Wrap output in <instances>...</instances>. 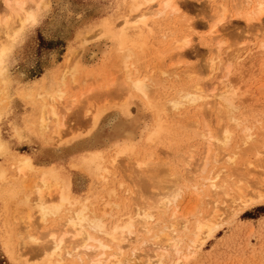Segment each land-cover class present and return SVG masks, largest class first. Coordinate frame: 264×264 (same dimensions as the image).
<instances>
[{"label": "rangeland", "instance_id": "374dc122", "mask_svg": "<svg viewBox=\"0 0 264 264\" xmlns=\"http://www.w3.org/2000/svg\"><path fill=\"white\" fill-rule=\"evenodd\" d=\"M160 1L161 0H154L153 2H146V4L138 10V12H135L132 15H135L137 13L138 16L140 13H143L145 16V14H147L148 12L156 14V11H158L159 9ZM173 1L175 3V0ZM239 1L240 5L238 3ZM241 1L243 2V0H214L213 3V0H177L176 3L181 2L182 4H184H181L180 6L181 10L179 11H181V15L176 16L175 13H171V16L167 18L164 16H168V12H166V14L163 16L157 17L146 15V17L143 18V23H139L138 25H130L126 30V36H128L127 38H129V41L142 42L144 40H147L146 44L143 45L144 56L141 58V62H139L137 64V67H134V69L133 66L131 69V66L127 67V69H129L130 76L133 72L134 78L131 77L133 79H135L136 76H138L139 78L146 77V79L151 78L149 81L144 79V83H146L147 85H149L148 83H151V80H154V78L155 81L161 80L162 82L160 81L158 84H163H161L160 86H155V81L153 82V84H151V87H153V93L151 92L152 94L150 95L152 101H154L156 95H158L159 97L157 101H160V103L174 96L176 91L185 90L187 86L188 88H190V83L195 84L198 82V80L196 79H199V83L200 81H202L204 85H207L205 86L204 90L201 91L203 92L202 94L210 98H212L213 95L216 94L211 100L215 101L214 104L219 102L217 103L219 105L221 100L216 96L220 94L217 92L220 89L222 90L223 85L221 86L220 84V86H218V81H220L218 79L221 78L223 81L224 78L222 77H224L225 74L221 70V66H225L228 61L226 59L227 56L230 57V55H232L231 58L233 59L234 57L233 61L230 62V65H228L229 63L227 64V67L230 68L227 73L228 77H230L228 79H230V83L235 85L234 88H237L238 91H236V94L243 97L241 99V97L238 96V100L241 99L242 103L235 98L237 100L239 110L235 113L234 118L240 121V123L238 124L240 126L233 124L231 127L234 133H236V135L238 136L241 134L239 132L240 129H242L241 127H243V124H251L252 127H259L260 125H258V123H264V14L261 16L263 18H260L258 22L256 20H252V23H250V21L249 23L245 22L242 16L247 15L251 10L253 11L256 8H251L245 5L244 2L241 4ZM261 1L264 3V0ZM2 3L3 2L1 0V6H3ZM263 3L262 5L264 7ZM179 4L180 3H178L177 5L178 7ZM47 5L50 7L47 8ZM129 6V0H43L42 4L40 5L36 22L30 27L22 30L17 35V37L13 41H11L12 47L10 58L12 60L6 66L7 71L5 73L6 75L4 76L5 81L0 85V139L6 147L5 152L0 154V167L3 169V171L6 172L4 178L0 179V264H56L58 261V258L56 257L51 258L54 260L49 259L47 261H42L40 257H35L32 254L19 250L20 247H18L17 245V242L19 241L18 239H16V237L19 231H21L23 228L19 218L23 208L20 203V196H22V194L26 192V185L28 187V184L30 183L28 181H31L30 184H32L37 180L36 177H38L39 175L38 171L40 170V168H43L41 166H49L50 163L54 162V165H58V168L60 169L62 168L61 170L70 178L72 196L77 200L85 202L90 210H94V213H96V215H101L104 210L107 219L118 216L122 217L121 219L123 220L126 219L127 214H130L134 211V204L132 200L135 199L136 196L134 197V195L137 194V190L134 187V184L132 182L133 180L129 179L128 175L130 174L127 173L132 172V170H136V172L138 171V167H135L136 163L139 164L143 162L142 164H146L147 162H149L150 164V162L158 160L160 161V163H162L163 161V163L160 165H164V169H166L167 171L172 173L174 169V171H176L177 173L179 172V176L182 172L181 176H183V179L181 180L183 181V183L184 179L192 182L190 181V177L197 174L191 167V170L194 171V174L193 172L192 174L189 173L187 174V176L189 177L186 178V174H183L185 172L183 171L185 170L184 167L180 166L179 164H177V166L179 165L178 167L175 166L176 163L181 162L182 157H180V154L183 155L185 151L190 149V146L197 147V150L195 151V154L197 156L194 155V161L193 159L191 160V162L194 164L196 161L200 160V157L203 155V153L201 152H204L205 150L206 141L204 140V138L202 139L200 138V136L199 138H197L198 136H196L198 133L200 134L203 131V126H201L200 128L198 127L197 129L183 128V126L185 127L184 121L186 122V119L189 122V120H191L192 118L194 119V117L197 116L196 121L199 120L198 113L194 112L195 110L193 108H189L186 106H182L183 110L186 109L185 113H181V115L177 117H175V115H170L171 118H169L168 116L167 120L165 121L166 123H164L162 127L163 129L152 142L147 143L146 141H144L146 132L143 133L142 137L139 138L136 141L137 143L135 142L133 145V154H137V156H134L136 158L133 157V154L132 157L130 155H126L125 160L127 159L128 161H125L123 159L124 161L120 162L121 164L118 163V166L116 165L114 167L108 168V163L110 161L108 158L113 157L116 153V145L118 144V142H121L120 140H122L123 138L124 131L130 129L133 126L134 121L137 120H139L140 126L146 127L147 129L151 130V128L155 126L154 123L156 120V116L154 113L155 110H152L148 106V104L145 103L142 98H140V96H137L133 92L128 93V99H124L125 95L121 96L122 90L120 92L118 91V88L122 87L121 83L119 82L121 78V80H123V76L119 73L123 74V71L120 72V70L122 69L117 64L116 66H118V71L114 69V67L116 66L113 67V63L116 59L115 55H117L114 53L115 50H117L116 45L113 44L111 39L103 36L100 37L98 33V28L100 29V24H102L103 22L118 24L127 18L125 16H130L131 14L128 10ZM221 6L223 8H226L227 10L225 14V20H228H223L222 23L216 26V28L218 29H216L218 31V38L220 40H213V37L215 38L217 37V35L214 34V36H212V34L209 32V30L211 29L209 28V26L213 28L215 20L217 19L216 15L218 16L219 14L217 13V11L218 9L220 11V9L222 8ZM237 12H240L239 14L242 13L240 17L239 14L237 15ZM227 13L228 17L226 16ZM3 15V11H0V16ZM132 15L131 17H133ZM178 17H180V20ZM213 18L216 19L213 20ZM177 20H179L180 24L177 22ZM212 20L214 22H212ZM222 31L224 32V34ZM208 32L210 33V35H208ZM185 35L190 36L189 39L191 41L187 40L188 37H185ZM1 37L2 36H0V40H5L3 37ZM179 37L187 40L185 41V43L188 42L189 47H186V45L182 42L186 48L184 47V49H179V55L176 52H168L167 49L177 47L174 45V39H177ZM235 39L238 42L235 41ZM216 40L223 42L224 45L222 46L220 55L226 54V57L224 55L225 61L223 60V57H221L222 61H224L223 63L221 61V58L219 59V63H221L220 65L218 64V66H220L219 68L216 67L218 63L216 59L217 54L213 56V50L208 51L210 48L213 49L215 44L217 46L218 42L216 43ZM189 41L191 44L189 43ZM172 42H174V44H171ZM170 45H174V47L165 49L166 46L168 47ZM243 45L245 46V48H243ZM182 50L183 52L181 53ZM238 50L239 52L236 53ZM223 51L225 52L223 53ZM231 51L232 53L235 52L238 55L240 54L238 56V60L237 58H235L237 57V55L235 54L236 56H233L234 53L231 54ZM116 52H118L119 55V51ZM172 53H174L175 55H172ZM183 53H185V55L181 56ZM179 56L183 59V61L178 58ZM212 56L215 58L213 59L214 63L211 69V63L208 61ZM70 58H74V60L72 59L71 61H66V59L70 60ZM176 61L178 62L176 63ZM69 62H72V65H70ZM186 62L190 65L186 64ZM178 63L180 64L178 65ZM207 63L210 64L209 68H206ZM185 66L188 67L186 68ZM195 67L197 68V70ZM225 67L223 68V70L225 69ZM122 68L124 67L122 66ZM157 68L160 71L156 72ZM170 68L175 69L173 70ZM205 68L206 70H208L207 72ZM199 69L202 71V73ZM218 69H220L221 72H219ZM66 70L67 72H65ZM114 70L116 73L114 72ZM170 70H172L173 72L169 73ZM186 70H190V73ZM215 70L217 71L215 72ZM197 71H199V73H197ZM117 72L119 74V77ZM164 72H166V74ZM224 72L226 71L224 70ZM192 73L195 76H192ZM187 74H191V77L189 76L190 79L187 78ZM109 75H113V78ZM197 75H200V78ZM225 76V82L229 83L227 82V75ZM124 79H127V77ZM232 80L234 81L232 82ZM109 82H114L112 84L114 85V87L118 88L114 89L113 85ZM202 83L198 85H202L203 87ZM110 84L112 86H109ZM116 84L117 86H115ZM125 84H128L127 80L125 81ZM106 86L107 89H105ZM126 86L128 87V85ZM126 86L124 87L127 88ZM183 86L185 89L181 88ZM218 87L221 88L218 89ZM238 87H240L239 89L241 91H244V96L243 93L239 91ZM58 89L61 92L54 94L55 96H57V94H59L60 96L56 98L53 94V102L48 98L46 99L44 96L42 97V95H44L43 92H49L53 90L54 92H57L56 90ZM173 89H175L174 92ZM216 89L218 90L217 92H215ZM187 91H189V89ZM190 91L193 90L190 89ZM208 91H214V94L212 93V95L211 92L209 93ZM227 91H220V95L223 96V93ZM158 93H162V97H160L161 95ZM133 94L135 96H133ZM111 97L113 99H111ZM208 97L206 99H208ZM65 100L67 102H65ZM112 100L115 102H113ZM2 101L4 102L1 103ZM121 101L122 104L119 103ZM125 103H128V113L124 109L123 104ZM221 104L223 103L221 102ZM41 105L47 107L54 106L53 108L58 114V122L61 125L63 124V126H61L60 128L61 131L59 132L61 141L57 142L58 138L56 137L57 135H55V133L57 134V127L56 124H54L55 121H53V118L51 116H49L46 130L42 129V131L41 128L38 127L41 132L38 131L37 124L39 122L38 116L39 110H41L42 107ZM58 108H60L59 113L57 111ZM101 108L103 110H101ZM242 109L243 111H245V113L242 114V112L239 114ZM49 110L50 109L48 108L46 109L47 112H49ZM100 110L101 112L105 110V112L101 113ZM210 110L213 111V109L211 108ZM98 111L101 114L99 117V113H97ZM93 113L97 114V119L94 122L92 121L94 119ZM194 114L195 116H192ZM212 115H208V119H206V121H209V125L214 129V127L216 128V125H218L216 119L219 120V118L215 117L214 114ZM163 117L164 116H160V118ZM193 119L191 120V122H193ZM90 121H92L93 124ZM242 121L246 123H242ZM210 122L212 125L210 124ZM200 124L203 125L201 121ZM90 125L91 128L89 127ZM236 126L238 127V129L236 128ZM262 126H264V124ZM259 132L262 133L261 130H257V133ZM262 137L263 140L264 135ZM90 138L93 139L92 143L102 149H100L101 155H104L102 156V158L105 157V163H103L108 168V172L106 171L99 173L95 177L91 176L87 169H85L86 167L84 168V164L81 161L82 156L84 155L81 153L83 149L81 148V146H84L82 145V141L88 140L87 142H85V145H90ZM196 143L198 144V146ZM260 145V147L262 148H260L261 151H264V141H261ZM203 146L204 150H201ZM109 148L110 150H112L110 151ZM245 149L247 150L248 148ZM231 150L239 154V158H237L238 164H241L243 161H245V163L246 161L252 162L256 159V155L254 156L255 153L253 152V150H250L251 152L245 150L246 153L248 152L247 156H245L246 158L243 157L244 155L242 154L240 149L238 150L235 147V149L231 148ZM11 156H17V158L29 157L32 165H34L33 170L26 176H16V174L14 173L12 164L13 161ZM262 156L263 157L261 158H263V162L257 163L259 167L257 165V168H254L251 165L248 167L246 166L245 171L249 172V175H251L249 178L250 183H252V180H254L255 178L258 183L262 184V192L264 193V154ZM118 157L119 156H114L113 158L117 159ZM119 159L121 160V156L119 157ZM129 161H132L131 164ZM165 161L166 165L168 164V167H166ZM133 162L135 164H132ZM138 164H136V166H138ZM149 164L147 163L148 166ZM238 164H236V167L238 166ZM154 165L155 164L152 163V166ZM193 165L190 164V166ZM126 168H129V170ZM149 168L152 169L151 164ZM170 169H172V171ZM194 169H196V167H194ZM131 176L132 174L130 175V177ZM150 176L153 177V174L150 173L149 177ZM146 177L148 179V175H145L143 176V178H141L143 180L145 179L144 181L146 182ZM151 177L150 179H152ZM200 178L201 177L197 175L196 180L200 181ZM142 179L140 182L143 187ZM33 180L35 181L33 182ZM199 183L203 182L200 181ZM203 184L205 185V183ZM147 185L149 187V184H146V186ZM19 186L23 187L19 188ZM122 186H125V189ZM146 186L145 188L143 187V190L140 186H138V188L143 192V196L148 197L150 191L153 192V190H151V187H147V190H145ZM10 187L15 188V192L16 190L19 191V194L17 192L16 197L9 198V196L6 195L8 192H10ZM132 187L134 191H132L133 189L131 190ZM128 190L136 194H131V197L129 198L128 196L130 195V193H128ZM146 191H148L149 194H147L148 192ZM125 192H127L128 194H126ZM113 195H116V197ZM196 199L197 195L193 193L192 189H189L182 194V196L178 200L180 202L178 206L180 207L179 210H181L182 217L191 214L193 211H190V209L193 206L196 207L197 211H204L205 213L206 205L204 202V198L203 200H200V203H198ZM263 199L258 205L245 209L241 211L240 214L239 212H237L236 215L226 217L224 220L220 221L218 231H215L214 235L206 240L203 246L198 249V251L195 250L197 253L194 251L195 255H192L191 257V254H187L188 256L183 258L185 262L182 259L179 264H264ZM106 201L109 204H107ZM110 203H118L120 204V206L116 207L115 204L109 206ZM91 204L92 206H90ZM195 207H193L192 210L194 209L195 211ZM98 210H100V212ZM172 210V207L170 209L168 208L167 210L168 215L166 214V216H169V218L171 214L170 212ZM111 220L112 219H110L108 222H110ZM48 224L49 222L46 225L40 223L37 225L36 222L35 226H33L32 230L30 231L44 234L46 231L45 227H47ZM129 251L130 249L126 252L128 253ZM137 253V255H140L139 252ZM176 258V256L172 255L167 260V262H173L174 260H176ZM67 262L68 261L64 262V264H66ZM133 262L135 264H138L136 261Z\"/></svg>", "mask_w": 264, "mask_h": 264}, {"label": "bare ground", "instance_id": "6f19581e", "mask_svg": "<svg viewBox=\"0 0 264 264\" xmlns=\"http://www.w3.org/2000/svg\"><path fill=\"white\" fill-rule=\"evenodd\" d=\"M42 1L43 0H2L3 6L0 5V9H1L0 11H3L4 15L0 16V36H2L5 40H0V85H1V83H3L5 81L4 76L6 75L5 73L7 71L6 66L12 60L10 58L11 47H12L11 41H13L22 30L30 27L32 24H34L36 22ZM149 1L153 2L154 0H129L130 6H129L128 10H129L130 14L132 15L133 13L138 12V10L141 7H143L146 4V2H149ZM176 1L177 0H175V3H174L173 0H161L160 4H159V9H158V11H156V14L152 13V12H148L147 14H145V16L143 13H140L137 16V13H136L135 15H132L133 17H131V15L125 16L127 18L123 21L121 20L122 22H120L118 24H112L111 22L110 23L103 22L102 24H100V29L98 28V31H99L98 33H99L100 37L103 36V37H106L108 39H111L113 44L116 45L117 50H115L114 53L117 55H115L116 56L115 61L114 60H112V61H114V63H115V64L113 63V67L116 66V64H117L122 69V70H120V72L123 71L122 73L124 74L123 75V74L119 73L120 75L123 76V80H124V81L121 80L122 78L120 76L121 79H120L119 83H121L122 89L120 87L119 88L117 87L119 89L118 91L121 92V90H122L121 96L125 95L124 99H128V97H129L128 93L129 92L135 93L137 96H140V98H142V100H144L145 103H147L148 106L152 110H155L154 113L156 116V120L154 123L155 126L152 127L151 130L147 129L146 127L140 126L139 120L134 121L133 126L130 129L124 131L123 138H122V140H120L121 142H118V144L116 145L117 150H116V153L114 154V156H119V157L121 156V160L119 159V157L117 159L113 158L114 156L111 158H108L110 161L108 159L107 160L109 161V163H108L109 164L108 168H109V167H114L116 165L118 166L119 165L118 163L125 160L126 155L127 156L130 155L132 157L133 148H134L133 145L139 138L142 137L143 133L146 132L144 141H146L147 143L152 142L153 140H155L157 135L163 129L162 127H163L164 123H166L165 121L167 120L168 116H169V118H171L170 115H175V117H177V116L181 115V113H185L186 109L183 110L182 106H186L189 108H193L195 110L194 112L198 113L199 120L196 121L197 116H195V114H194V115H192V116H195L194 119L192 118L193 122H191L192 119L189 120V122L187 121V119H186V122L183 120L185 123V127L183 126V128L197 129L198 127L200 128L201 126H203V131L200 134L199 133L197 134V131H196V134H197L196 136H198L197 138H199V136H200V138H202V139L204 138V140L206 141L205 150L203 149L204 148V146H203L201 150H204V152L200 151L201 153H203V155L200 157V160L195 162V164H196L195 165L194 163L191 162V160L193 159V161H194V155H196L195 151L197 150V147L196 146H192V147L190 146V149L187 150L188 152L185 151L186 152V153L184 152L185 154L184 153H183V155L180 154V157H182L181 162L176 163L175 166H177V164H179L180 166L184 167L185 170H183V171H185V172L183 174L184 175L186 174L185 176H187V174H189V173L192 174V172L194 174V171H195L197 173L195 175L196 177L192 175V177H190V181H192V182H189L187 179L186 180L184 179V183H183V181L181 180V179H183L182 178L183 176H181L182 172L180 173V176H179V174H178L179 172L177 173L176 171H174V169H173V171H172V169H170L172 171V173L167 171L166 169H164L165 168L164 165H160L163 163L162 160H161L162 163H160L159 160L154 161V162H150L152 169L149 168L150 164L147 161L146 162L149 164V166L147 165V163L142 164L143 162L139 163V164L136 163V164H138V166H136V164L133 162L132 164H135V167H138V171L136 172V170L135 171L132 170V172L127 173L130 175L132 174L131 177H130V175H128V176H129L130 180H133L132 182L134 184V187L137 190V194L132 192V191H134L133 187L131 188V190L133 189L131 192L128 190V193H130V195L128 196L129 198L131 197V194H133V195L136 194V195H134V197L136 196L135 199L132 200L133 204H134V209H133L134 211L132 212L133 214L132 213L127 214L128 216L126 215V219H124V220L121 219L122 217H118V216H114V215H113L115 217V218L113 217L114 219L112 217L107 219L106 214L104 213V210H103L102 214L99 213L101 215H96V213H94V210H90L89 207L85 204V202H83L81 200H77L72 196L70 178L68 177L67 174H65L61 170L62 168L61 169L58 168V165L56 166L53 164L54 162L50 163L49 166H41L43 168H40V170L37 169V170H39L38 171L39 175H38V177H36L37 180L36 181L33 180V182L34 181L35 182L32 184H30L31 181H28V182H30L29 183L30 185L28 184V187H27V185L25 184L26 185V189H25L26 192L24 194H22V196H20V199H21L20 203L23 206V208H22V213L20 214L19 218H20V221H21L23 228L21 231H19V233L17 235L18 238L16 237V239H18V241H19V242H17L18 247H20L19 250L24 251V252L29 253V254H32L35 257H40V259L42 261H47V260L51 259L52 257H56V258H58V261L56 264H61V263L64 264V262H66V261H68L66 264H135L133 261H136L138 264H179L183 258L188 256L187 254H191V257H192V255H195L194 254L196 252L195 250L198 251V249L203 246L205 241L208 240L209 238H211L214 235L215 231H218L220 221L224 220L226 217H231V216L236 215L237 212H239V214H240L241 211L258 205L262 201V199L264 198V193L262 192V188H263L262 184L258 183L257 180H255V178H254V180H252V183H250L249 178L251 175H249V172L245 171L246 166L248 167L251 165L254 168H257V166H258L257 163L263 162L262 161L263 158H261V157H263L262 155L264 154L263 153L264 151H261L262 148L260 147L261 146L260 144H261V141H264V139L262 140V138H263L262 136L264 135V126H262V125L264 123L263 124H262V122L258 123L259 122L258 121L257 123H258V125H260L259 127H257V126L252 127L251 124L250 125L249 124L248 125L243 124V127H241L242 129H240L239 133H241V134L239 136L236 135V133H234V131L231 129L233 124L240 126V125H238L240 123V121L238 119L234 118L235 117L234 115L239 110V107L237 105L238 96L241 97V99L243 98L241 95L236 94V91H238L237 88H234L235 85L230 83V79H228L230 77H228L227 73L230 70V68H228L227 66L230 65V62H232L234 59V57H233V59L231 58L232 55H230V57L227 56V58H226L228 60V61L226 60L227 64L228 63L229 64L228 65L226 64L225 65L226 67L221 66V70L225 74H224V77H222V78H224L223 81L221 78L218 79V80H220V81H218V83H219L218 86H220V84H221V86L222 85L223 86H222V90L220 89L221 87H218V89H220V90L218 91L216 89L215 92L218 91L217 93L221 94L220 91H225V90L226 91L228 90V91L223 93L224 94V95L222 94L223 96H221L220 94H218L216 96L217 98H220L221 102L223 103V104H221V102H220L219 105L217 104L219 102L214 104L215 101L211 100L216 95V94L213 95L214 91H210L211 94L213 93L212 98L207 96L208 99H206L207 98L206 95L204 96L202 94L203 92H201V91L204 90L205 86H207V85H204L202 83V81H200V83H199V79H196V80H198V82L195 84L190 83V85H191V87L189 86L190 88H188V86L186 85L187 88L189 89V91H187L188 89L187 88L185 89L183 86L181 88H183L185 90L176 91L174 96L165 100L164 102L161 100L162 103H160V101L159 102L157 101V99L159 97L158 95H156L155 100H154L156 102L152 101V99L150 97V95L153 93L152 92L153 87H151V84H153V82L155 81L154 77H153L154 80L152 79L151 83L150 82L148 83L150 85L149 86L146 83H144V79H146V77L145 78H139L138 76H136V78L133 79L134 78L133 72L131 73V76H130L129 69H127V67L131 66L130 67V69H131L133 66V69H134V67H137V64L139 62H141L140 60L144 56L143 45L146 44L147 40H144L142 42L129 41L128 40L129 38H127L128 36H126L127 28L130 25H138L139 23H143V18H145L146 15L157 17V16L165 15L166 12H168V14H169L168 16H164L166 18L170 17L171 13L172 14L175 13L176 16L181 15V13H180L181 11H179V10H181L180 6L182 3L181 2L176 3ZM0 2H1V0H0ZM243 2L245 5H247L251 8H253V7H254V9L256 8L253 11L251 10L252 12L248 11L249 13L247 15L242 16L243 19L245 20V22L249 23V21H250V23H252V20H256L258 22V20H260V18H263L261 16L264 14V7L262 5L263 2L261 0H254V1L243 0ZM243 2L241 1V4ZM178 3H180L179 7L177 6ZM213 3H214V0H213ZM238 3L240 5V1ZM182 5H184V4H182ZM224 6H225V4H224ZM48 7H50V6L47 5V8ZM242 7H243V5H242ZM217 9H218V7H217ZM153 11H155V10H153ZM214 11H216V10H214ZM226 11H227L226 8H223V7L220 9V11L218 9L217 13H219L220 16L218 14V16L216 15L217 19L213 18V20L216 19L215 20L216 25L215 24H214V26L212 25L213 28L211 26H209V28H211L209 30V32L212 34V36H214V34L217 35V37H215V38L213 37V40L219 39L218 34H217L218 29L216 28V26L218 24L222 23L223 20H225ZM178 12H179V14H178ZM215 13H214V16H215ZM239 13L237 12V15ZM241 14H239V17L241 16ZM226 16L228 17V13ZM180 17H182V16H180ZM180 17H178L179 20H180ZM182 19H181V22H182ZM179 20H177L178 23H179ZM213 20H212V22H214ZM226 20H228V19H226ZM10 22H11V24H10ZM156 28H154V29H156ZM191 28H192V26H191ZM160 32H161V30H160ZM210 33L208 35H210ZM171 34H172V32H171ZM223 34H224V32H223ZM96 36H98V35H96ZM94 37H95V35H94ZM185 37H188V39L187 38L186 39L190 40L189 39L190 36L185 35ZM19 38H20V36H19ZM183 40L184 39L182 37L181 38L179 37L177 39L175 38L174 39L175 44H174V42H172L171 44H174L177 47L171 49L170 47H174V45H170L168 47L166 46L165 49L170 48V49H167L168 52H176L179 55L180 54L179 51L181 49H184L185 45H186V47H189L188 42L185 43V41H187V40H184V41ZM171 41H173V40H171ZM190 41H189V43H190ZM235 41H237V40L235 39ZM235 41H234V43H235ZM216 43H217V46L215 44L214 48L213 49L210 48L208 51L213 50V53H214L213 56H215V54H217L216 59H217L218 63H217L216 67L219 68L220 66H218V64L219 65L221 64V63H219L220 62L219 59L221 57H223V60H224L225 59L224 55L226 57V54L220 55V51H222L221 50L222 46H224L223 42L216 40ZM176 44H178V45H176ZM262 44H263V42H262ZM263 46H264V44H263ZM215 47H216V49H215ZM235 47H237V46H235ZM257 47H259V46H257ZM239 48H241V47H239ZM243 48H245V46ZM165 49H164V51H165ZM234 49H236V48H234ZM239 50H241V49H239ZM239 50L236 53H238ZM116 51H119V55H118V52H116ZM185 51H186V49H185ZM182 52H183V50L181 51V53ZM224 52L225 51H223V53ZM233 53L231 51V54H233V56L237 55V57H235V58H237V60H238V56L240 54L238 55L235 52H233ZM77 54H79V53H77ZM173 54L174 53H172V55ZM184 55H185V53H183L181 56H184ZM227 55H229V54H227ZM117 56H118V58H117ZM213 56L211 57L212 60L209 59V61H208L211 63V69H212V66L214 63L213 59L215 58ZM70 57H73V56H70ZM75 58H76V56H75ZM178 58H180V56ZM229 58L232 60H230ZM72 59L74 60V58H70V60L66 59V61H71ZM180 59H181V61H183L182 58H180ZM181 61H180V63H181ZM221 61H222V58H221ZM224 61H222V63ZM177 62L178 61H176V63ZM180 63H178V65ZM69 64L72 65V62L71 63L69 62ZM121 64L124 68H122ZM186 64H188V63L186 62ZM188 65H190V64H188ZM209 65L210 64L207 63L206 68H209L210 67ZM111 66H112V64H111ZM118 66L114 67V69L116 71H118L117 70ZM203 67H205V66H203ZM224 67H225L224 70L226 72H224V70H223ZM231 67H232V65H231ZM195 68H193V69H195ZM206 68H205V70H206ZM170 69L174 70L175 68H170ZM67 70L65 72H67ZM70 70H71V68H70ZM115 70H114V72H115ZM196 70H197V68H196ZM218 70H219V72H221L220 69H218ZM158 71H160V70H158V68H157L156 72H158ZM188 71L190 73V70H188ZM207 71L208 70H206V72ZM216 71L217 70H215V72ZM73 72H75V71H73ZM109 72H110V70H109ZM171 72H173V71L170 70L169 73H171ZM209 72H210V69H209ZM164 73L166 74V72H164ZM193 73H192V76H195L194 75L195 73L194 74ZM197 73H199V71H197ZM201 73H202V71H201ZM231 73H229V74H231ZM117 74H118V72H117ZM119 74H118V77H119ZM125 74H126L127 79H124V78H126ZM113 75L112 76L109 75V76L113 78ZM168 75H170V74H168ZM190 75L191 74H189V75L187 74L188 79H190V77H191ZM219 75H220V73H219ZM225 75H227V82H229V83L225 82V79H226ZM69 76H71V75H69ZM115 76H117V75H115ZM197 76L199 77L200 75H197ZM131 77H133V78H131ZM201 77H202V75H201ZM112 78H111V81H112ZM147 78H148V76H147ZM116 79H117V77H116ZM150 79L151 78L146 79V80L149 81ZM235 79H236V77H235ZM126 80H127L128 84H125ZM160 81L161 80L155 81L154 82L155 86L156 85L160 86L161 84H163V83L158 84ZM184 81H185V78H184ZM233 81L234 80H232V82ZM156 82H157V84H156ZM235 82H236V80H235ZM235 82H234V84H235ZM109 83H111V82H109ZM112 83H114V82H112ZM201 83L203 84V87H202V85L201 86L198 85ZM111 84L109 86L113 85V84L112 85ZM117 84L115 86H117ZM123 84H125V85H123ZM212 84H213V82H212ZM104 85H106V84H104ZM126 85H128V87ZM193 85L194 86L196 85V86L194 87ZM124 86H126L127 88H125ZM113 87H114V85H113ZM208 87H209V85H208ZM52 88H54V87H52ZM57 88H55V89H57ZM115 88L116 87H114V89ZM181 88H179V89H181ZM239 88L240 87H238V89ZM105 89H107V86ZM190 89L193 91H190ZM174 90L175 89H173V92H174ZM56 91L57 92H54V90L49 91V92H43L44 95H42V97L44 96L46 99L48 98L49 100H51L53 102L54 101L53 94L61 92V91H59V89ZM239 91L242 93L244 92V91H241L240 89H239ZM0 92H1V90H0ZM158 94H160L161 95L160 97H162V93H158ZM54 96H55V94H54ZM59 96L60 95L57 94V96H55V97L57 98ZM133 96H135V95L133 94ZM243 96H244V93H243ZM61 98H62V96H61ZM111 99H113V98L111 97ZM241 99L238 101H241V103H242ZM208 100H210L211 102ZM122 101L119 103L122 104ZM3 102L4 101H2L1 103H3ZM65 102H67V101L65 100ZM113 102H115V101H113ZM127 104L128 103H125L123 105H124V109L128 113L129 110H128ZM0 107H1V105H0ZM53 107H47V106L41 107V110H39V116H38L39 126L37 124V128L40 127L41 130L42 129L46 130V125H47V122L49 120V116H51L53 118V121H55L54 124H56V127H57V130H56L57 134L55 133V135H57L56 137L58 138V140H57V142H58V141H61V139H60L61 137H60L59 132L61 131L60 128H61V126H63V124L62 125L59 124L58 114L56 113V111ZM47 108L50 109L49 112L46 111ZM210 108L213 109V111H211ZM58 109H57V111L59 113L60 108H58ZM101 110H103V109L101 108ZM101 110H100V112H101ZM0 111H1V109H0ZM100 112L99 111L97 112V113H99L98 117L101 115ZM102 112H105V110ZM240 113L244 114L245 111H243V109H242V111H240L239 114ZM212 114H214L215 117L219 118V120H220L219 121L216 119V121L218 122L217 123L218 125H216V128L214 127V129L209 125V121L208 122L206 121V119H208V115H212ZM96 115L97 114L95 113L93 116L94 119L92 117L93 122L97 119ZM241 115H239V116H241ZM59 116H60V114H59ZM160 116L161 117L164 116V117L160 118ZM171 120H173V119H171ZM60 121H61V118H60ZM92 121H90V122L92 123ZM200 121L203 125L200 124ZM243 122L244 121H242V123ZM244 123H246V122H244ZM210 124H211V122H210ZM91 125L89 126L90 128H91ZM253 125H255V124H253ZM237 126H236V128L238 129ZM217 127L219 128V130ZM41 130H39V128H38L39 132H41ZM257 130L258 131L261 130L262 133L261 132L257 133ZM87 141L88 140H84V141H82L83 143L81 142L82 145H84V146H81V148H83L81 153L84 154L83 156L81 155L82 156L81 161L84 164V165L82 164L84 166V168L86 167L85 169H87V171L91 174V176L95 177L99 173L106 172L108 170V168L106 165H104L105 157L102 158V156H104V155H101L102 149L100 147L96 146L94 143H92L93 142L92 138L89 139V141L91 142L90 145H85V142H87ZM203 143H202V145H203ZM197 146H198V144H197ZM235 147L238 150L240 149V151L244 155V156L241 155L243 157L247 156L248 152L246 153V151L251 152L250 150H253V152L255 153L254 156L256 155L255 161L254 160L252 162L246 161V163H245V161H243L242 163L240 162L241 164H238L237 158H239L238 157L239 154H237V152H234L231 150V148L235 149ZM5 148L6 147L4 146V144L2 143V141L0 139V154L5 152ZM181 148H182V145H181ZM245 148H248V149L246 150ZM109 150H110V148H109ZM243 150H244V153H246V154L243 153ZM241 152H239V153H241ZM134 156H137V154L136 155L133 154V157ZM134 158H136V157H134ZM118 159H119V161H118ZM178 159H179V157H178ZM12 161H13L12 164H13V168H14V173L16 174V176H26L29 172H31L33 170L34 165H32L29 157L17 158V156L16 157L13 156ZM131 162H130V164H131ZM156 162H157V164H156ZM152 163H154L155 165L152 166ZM190 164H192V165L194 164V165L190 166ZM236 164H238L237 167H236ZM165 165H166V161H165ZM167 165H166V167H168ZM131 166H133V165H131ZM191 167L193 168L194 171L191 170L192 169ZM194 167H196V169H194ZM126 169L129 170V168H126ZM150 169H151V171H150ZM260 169H262V168H260ZM130 170H131V168H130ZM246 170H248V169H246ZM173 172H175L176 174ZM5 173L6 172L3 171V169L0 167V177H1L0 179L4 178ZM150 173L153 174V177L150 176L153 180L150 179V177H149ZM136 174H137V176H136ZM145 175H148V179L146 177V182H150V180H151L150 183H146L144 181L145 179L144 180L142 179L143 176H145ZM197 175H199V177H201L200 181L205 183V185L203 183H199L200 181L196 180ZM32 177H33V175H32ZM188 177L189 176H187L186 178H188ZM141 179H142L144 188H145L146 184H149V187H151V190H153V192L150 191V194L148 191H146V192H148L147 194H149L148 197L143 196L144 195L143 192L138 188V186H140L141 189L143 190V187H142L141 182H140ZM147 180H149V181H147ZM121 185H123V184H121ZM22 187L19 186V188H22ZM122 187H124V189H125V186H122ZM147 187H148V185L146 186L145 190H147ZM14 189L15 188H11L10 192L7 191L8 193L6 195L9 196V198L10 197H16L17 192L19 194V191L16 190V192H15ZM189 189H192L193 193L197 195L196 201H198V203H200V200H203V198H204V202L206 205L205 206L206 211H205V213H204V211L199 212V211H197L196 207L193 206V207H195V211H197V212H195L194 209L192 210V208H193L192 207L190 209V211H193V212L192 213L188 212L191 214H189L187 216L185 215V217H182L181 210H179L180 207L178 206L180 202L178 200L182 196V194L185 193L186 191H188ZM111 190H113V189H111ZM125 193L128 194L127 192H125ZM145 195H146V193H145ZM113 196L116 197V195H113ZM106 203H107V201H106ZM122 203H123V201H122ZM107 204H109V203H107ZM113 204H115L116 207L120 206V204H118V203H110L109 206H112ZM200 205H202V204H200ZM90 206H92V204ZM121 207H123V206H121ZM171 207L173 208V210L170 212L171 214H170V218H169V216H166V214L168 215L167 210H168V208L170 209ZM91 209H92V207H91ZM98 209H100V208H98ZM181 209H183V208H181ZM98 211L100 212V210H98ZM122 213H121V215H122ZM186 214H187V212H186ZM108 216H109V214H108ZM19 218H17V219H19ZM110 219H112V220L110 222H108ZM36 222H37V225L39 223L46 225L49 222L48 226L45 227L46 231L44 230L45 231L44 234H42L41 232H40L41 234H39V233H36L35 231L34 232L30 231V230H32L33 226H35ZM15 244H16V242H15ZM129 249H130V251L127 253L126 251ZM137 252H139L140 255H137L138 254ZM172 255L177 257L176 260L168 263L167 260ZM51 260H54V259H51ZM183 261H184V259H183ZM27 264H30V263H27Z\"/></svg>", "mask_w": 264, "mask_h": 264}]
</instances>
